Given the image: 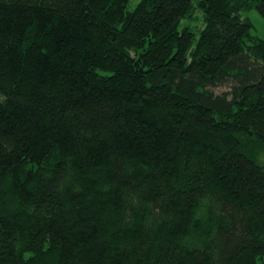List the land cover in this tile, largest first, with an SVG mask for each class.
<instances>
[{"label": "trees", "instance_id": "trees-1", "mask_svg": "<svg viewBox=\"0 0 264 264\" xmlns=\"http://www.w3.org/2000/svg\"><path fill=\"white\" fill-rule=\"evenodd\" d=\"M250 11L0 0V264H264Z\"/></svg>", "mask_w": 264, "mask_h": 264}, {"label": "rangeland", "instance_id": "rangeland-1", "mask_svg": "<svg viewBox=\"0 0 264 264\" xmlns=\"http://www.w3.org/2000/svg\"><path fill=\"white\" fill-rule=\"evenodd\" d=\"M243 16L249 19L253 25V30L251 34L256 38H264V20L260 17V15L256 11H250L244 13ZM196 19H200V16L198 14H196ZM194 24H196V22ZM224 90L225 88H218L216 89V92L222 93Z\"/></svg>", "mask_w": 264, "mask_h": 264}]
</instances>
